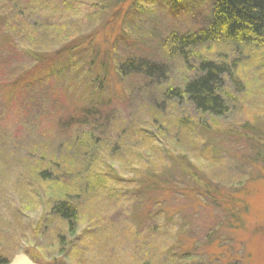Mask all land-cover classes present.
I'll list each match as a JSON object with an SVG mask.
<instances>
[{"label":"rangeland","instance_id":"1","mask_svg":"<svg viewBox=\"0 0 264 264\" xmlns=\"http://www.w3.org/2000/svg\"><path fill=\"white\" fill-rule=\"evenodd\" d=\"M214 4L0 0L2 258L264 264L263 53L203 49L242 61L243 94L226 83L221 118L163 97L167 86L194 76L170 55L169 39L206 28ZM142 61L162 66L164 75L147 77ZM93 106L99 115L83 120ZM87 136L91 143L82 146ZM93 145L95 163L70 158ZM87 166L89 181L62 186ZM95 173L102 183H92ZM65 191L79 214L73 235L52 210ZM187 251L194 257L185 258Z\"/></svg>","mask_w":264,"mask_h":264},{"label":"trees","instance_id":"2","mask_svg":"<svg viewBox=\"0 0 264 264\" xmlns=\"http://www.w3.org/2000/svg\"><path fill=\"white\" fill-rule=\"evenodd\" d=\"M211 46L220 48L235 47L247 53L253 52L254 55L260 53L264 55V0H215L212 18L206 28L187 35H173L169 39L170 55L181 56L184 60L186 74H194V76L193 78H186L181 86H167L163 90L164 100L168 103L175 102V104L186 101L195 111L215 120L223 117L228 112L227 101L224 98L226 83L229 81L239 91H242L238 73L239 70L242 71V61L240 57L231 63L226 60L214 59L203 51V49H209ZM219 55L223 56L225 54L220 52ZM139 68L144 70L143 74L149 78H152V75L161 77L164 75L162 66L153 65L147 61H142ZM121 75L118 71V76L121 77ZM102 76H99L98 79H102V82H104L108 74L101 78ZM98 113V108H95V106L90 109L87 108L82 113L84 115L83 120L87 121L90 117L99 115ZM170 122L172 120L168 121V123ZM180 122L187 123L184 119H178L177 123ZM87 138L82 146H88L91 143L89 136ZM90 138L93 141L92 136ZM95 149L96 147L93 145V152H85L76 155V157L70 156V158L80 162L85 157H89V160L91 159L95 163ZM88 170L89 167L87 166L86 169L84 168V172L77 173V177L72 182L67 179L62 186L64 187L69 183L80 185V182H84L85 179L89 181V176H92V174H89L86 178ZM42 171L44 172L41 173V176L49 179L51 170L44 169ZM102 179V175L99 176L95 173L92 183H102ZM89 185L83 184L85 190H89ZM203 193L209 199L217 198L208 190L203 191ZM69 194L71 195L70 192L65 191L64 198L55 203L52 210L63 222L67 223L68 232L73 235L76 233L79 214L77 207L67 198ZM246 207L245 203L244 208ZM224 249L225 246L222 245L219 252L222 253ZM183 256L193 258L194 253L187 251V254ZM34 261L38 263V261ZM8 262L0 256V264H7ZM143 264H152V262L148 261Z\"/></svg>","mask_w":264,"mask_h":264},{"label":"water","instance_id":"3","mask_svg":"<svg viewBox=\"0 0 264 264\" xmlns=\"http://www.w3.org/2000/svg\"><path fill=\"white\" fill-rule=\"evenodd\" d=\"M7 264H39L35 262L30 256L27 254H20L14 257L10 262Z\"/></svg>","mask_w":264,"mask_h":264}]
</instances>
